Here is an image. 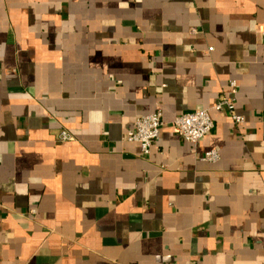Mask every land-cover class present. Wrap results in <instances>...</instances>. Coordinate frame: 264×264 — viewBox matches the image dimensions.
I'll return each instance as SVG.
<instances>
[{
	"label": "crops",
	"instance_id": "0c3cea01",
	"mask_svg": "<svg viewBox=\"0 0 264 264\" xmlns=\"http://www.w3.org/2000/svg\"><path fill=\"white\" fill-rule=\"evenodd\" d=\"M0 264H264V0H0Z\"/></svg>",
	"mask_w": 264,
	"mask_h": 264
},
{
	"label": "built area",
	"instance_id": "2783aa9c",
	"mask_svg": "<svg viewBox=\"0 0 264 264\" xmlns=\"http://www.w3.org/2000/svg\"><path fill=\"white\" fill-rule=\"evenodd\" d=\"M230 93H225L219 97L214 104L217 111L228 112L234 122L238 125L244 122V118L235 112V95L238 92V83L236 80L229 82ZM178 134L187 142L195 144L202 138L209 135L214 127L215 122L211 114L206 108H197L175 118L173 122ZM164 126L163 111H156L138 117L133 122V128L127 134V140L136 142L140 145L143 154L150 152L151 146L158 141L161 135V129ZM57 141H75V137L66 129L59 131ZM208 161H217L220 158L218 150L213 149L206 153L205 157ZM33 214L36 210L31 211Z\"/></svg>",
	"mask_w": 264,
	"mask_h": 264
}]
</instances>
